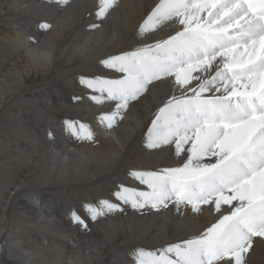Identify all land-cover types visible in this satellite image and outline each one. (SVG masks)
Segmentation results:
<instances>
[{"label": "bare ground", "instance_id": "obj_1", "mask_svg": "<svg viewBox=\"0 0 264 264\" xmlns=\"http://www.w3.org/2000/svg\"><path fill=\"white\" fill-rule=\"evenodd\" d=\"M157 2L117 0L98 19L97 0H0V264H135L137 249L179 243L218 218L207 205L193 212L120 204L96 220L83 209L101 199L119 203L120 184L145 190L130 170L176 167L187 157L174 144H145L158 107L179 95L171 78L150 85L112 128L100 117L114 103H94L79 79L118 78L103 59L174 34L175 22L139 34ZM66 120L88 125L93 138H75ZM246 260L264 264V239L254 238Z\"/></svg>", "mask_w": 264, "mask_h": 264}, {"label": "snow or ice", "instance_id": "obj_2", "mask_svg": "<svg viewBox=\"0 0 264 264\" xmlns=\"http://www.w3.org/2000/svg\"><path fill=\"white\" fill-rule=\"evenodd\" d=\"M116 3L97 0L96 17ZM168 22L179 25L174 34L101 61L118 78L79 79L94 103H114L100 117L112 128L150 85L171 78L179 95L158 107L145 144H174L176 155L187 157L176 167L130 170L146 190L120 184L113 193L119 203L101 199L83 209L96 220L122 210L120 204L193 212L207 205L218 217L210 227L166 247L137 249L135 264H247L254 238L264 239V0H158L138 32L144 36ZM64 125L79 140L93 138L82 122ZM71 217L87 227L76 211Z\"/></svg>", "mask_w": 264, "mask_h": 264}, {"label": "rangeland", "instance_id": "obj_3", "mask_svg": "<svg viewBox=\"0 0 264 264\" xmlns=\"http://www.w3.org/2000/svg\"><path fill=\"white\" fill-rule=\"evenodd\" d=\"M144 189L146 190V188L144 187Z\"/></svg>", "mask_w": 264, "mask_h": 264}]
</instances>
